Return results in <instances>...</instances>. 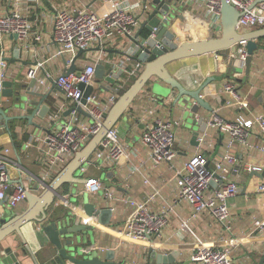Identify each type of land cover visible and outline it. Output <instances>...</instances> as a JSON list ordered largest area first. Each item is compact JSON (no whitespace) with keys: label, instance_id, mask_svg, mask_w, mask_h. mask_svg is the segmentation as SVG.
I'll return each mask as SVG.
<instances>
[{"label":"crops","instance_id":"0c3cea01","mask_svg":"<svg viewBox=\"0 0 264 264\" xmlns=\"http://www.w3.org/2000/svg\"><path fill=\"white\" fill-rule=\"evenodd\" d=\"M14 1L2 0V8L12 7ZM21 1H26L29 4L30 8L24 9V11L29 14L32 23L36 20L38 25L40 23L39 30L42 32L43 38L41 41L35 42L34 35L31 34L27 41L20 40L15 43L13 36L3 35L2 39H0V54H4V58H9V60H6L8 62L7 79H18L27 85H29L31 80L27 78L26 73L28 67L35 61L44 62V69L40 71L42 76L45 73H49L57 77L70 66L66 63L63 56H55L57 47L53 42V21L56 12L54 8L68 7L75 11L83 7H92L101 14L105 13L108 7L107 0ZM155 8L154 0H152L151 11H149L148 16L143 18L142 22L148 19ZM173 9L171 11L176 16L171 17L168 27L176 35L177 42H182L190 36L192 32L191 23L196 22L198 26L196 34L201 33V38L198 39L220 36V34L216 35L210 29L205 3L198 5L195 0H180L173 6ZM182 15L185 16V19H182ZM37 28L33 26L32 30L35 31ZM259 29L261 28L244 32L250 33ZM256 40L259 47L254 53L249 74H246L245 63L236 62L233 59L234 54L231 55L230 53L231 56L226 54L228 50L219 55L207 54L168 64L167 67L172 75L178 78L188 89L198 88L209 76L220 77L217 81L211 82L202 92L203 97L214 109V112L204 108L200 109L197 114L203 116L205 120L211 117L213 113H218L225 120H233L236 117L238 113L236 106H227L225 104L223 90L228 81L235 82L239 92L246 97L248 106L244 110L245 115L249 117L264 112V103L260 101L262 96H256L259 90H262V95H264V37ZM128 43L129 41L121 38H109L105 41L104 46L105 49H123L127 48L126 45ZM17 45L23 46L22 60L28 61L29 64L25 65L17 59L12 61L14 58V47H17ZM99 49L100 46L96 43L77 60V72L83 70L91 62L96 63V60L102 54L101 49ZM237 54L238 52L235 55ZM102 56L103 61L101 62L111 61L115 65L125 62L133 66L137 63V61L129 59V57L116 53L106 52V56L104 54ZM114 67L115 72H117V67ZM235 67L237 71H234ZM137 79L133 78L129 81L128 74L123 73L113 86L106 81L102 83L109 88L108 91L97 90L95 94L100 98H106L113 93L112 88H114L119 90L117 93L119 98ZM153 83L151 82L141 91L127 110L124 119L114 126V128L118 129L122 141L128 145L131 154L130 159H124L117 164L109 165V163H103L97 159L95 153L91 158L93 163L90 166L92 168L85 172L88 174L85 178H98L101 180L103 188L96 193H92L87 191L85 184H81L82 187L77 190L79 193L87 192L90 201L95 202L98 208L112 209V213L106 216V220L104 219L106 222L97 228V248L101 251L102 256L106 255L107 250L115 251V259L126 264H157L156 260L151 258L150 248L152 245L153 251L158 254L173 255L175 262L172 264H196L191 261V256L196 249L201 245H213L231 247L233 249V258L237 264H259L258 258L264 251V230L256 229L255 221L264 220V190L259 189L260 185H264V171L261 173L248 172L245 169V165L261 163L264 159V154L239 145L235 147L240 168L231 175V179L235 180L239 186L238 194L229 200L232 212V232H227L207 212L195 218L192 217V209L186 201H178L174 205L177 189V174L175 170L168 163L153 167L148 161L147 150L142 145L141 138L146 125L155 118H161L166 121L175 119L181 122L177 131L178 155L176 161L178 165L188 161L194 155L198 146L192 143V132L188 127L189 121L185 117L183 109L179 105H172L176 93H172L171 97L161 101L160 96L151 89ZM49 86L52 87L51 84ZM50 89H44L41 92L48 93ZM30 98L38 101L41 99L36 96H30ZM44 103L50 107V110L43 120L35 119V121L40 123V127L29 125L28 121L11 122L10 130L0 125V151L9 149V157L20 161L26 169L22 173L15 169L12 170V178L15 182L20 183L23 180H28L30 173L34 175L41 173L42 145L35 138V135L39 134V136L43 137L52 128L54 130L58 129V123L65 122L72 114L65 115L71 105L68 104L69 102L63 91L55 90L51 92ZM61 105H64L65 108L62 118L59 119L58 123L54 124V127L51 126V129H49V116ZM32 109L29 107L26 111H22L20 108H14L10 114L31 113ZM210 133L211 136L208 138L206 147L207 151L203 150V153L208 156L211 162H214L224 148L225 136L223 135L221 138V132L216 129L210 130ZM32 137L33 141L28 144ZM263 142L264 134H261L257 126L254 127L251 143L258 145ZM139 163H145L146 166L141 171H136L135 166ZM58 175L50 181V184ZM33 182L31 181L30 183L32 184ZM71 184L63 185L66 191H59L62 196L56 197L55 201L50 205L48 214L52 218L65 216L69 211V205L75 204L74 189ZM107 184L110 186L107 187ZM216 186H212V189ZM47 188H39L37 190L30 188V190L32 193L40 195ZM106 189L113 190L116 196L120 198L147 202L155 212L166 211L169 207H173V211L170 212V222L162 236L153 241L134 240L120 236L118 230L126 226L134 213V207L122 200L107 199L104 196ZM71 197L74 198L73 201H71ZM65 199L69 202L64 201ZM29 209L28 200L11 208L6 203L2 204L0 202V214L9 210L15 215H21ZM96 223L98 224L97 219ZM39 227L40 225L33 221L21 229L26 237L27 246L31 249V255L24 254L21 251L23 243L17 233L10 234L0 243V253L4 254V250L12 246L14 253H18L21 264H58L56 262L57 249L48 241L46 236L39 233L40 231L37 230Z\"/></svg>","mask_w":264,"mask_h":264},{"label":"built area","instance_id":"2783aa9c","mask_svg":"<svg viewBox=\"0 0 264 264\" xmlns=\"http://www.w3.org/2000/svg\"><path fill=\"white\" fill-rule=\"evenodd\" d=\"M11 1V0H10ZM196 3H205L207 7L208 23L210 29L215 34H221V5L222 0H195ZM234 6L240 13L237 28L240 32L264 27V2L255 4L257 0H226ZM107 11L99 13L92 7H83L73 11L68 7H58L55 9L53 21V42L57 47L55 56H63L71 65L74 57L82 50H89L96 43L101 49V56L95 62L87 64L80 72H75L66 76L60 74L57 77L49 73L40 75L44 69L43 61H35L28 67L26 76L29 80L36 79L35 89L44 91L49 89V84H56L63 90L68 104L82 107L90 117H84L77 111L63 123H58L62 118L64 105L56 108L55 112L49 116V123L54 127L55 123L60 124V128L50 130L45 135H35L41 143L42 170L39 175L30 173V178L20 183L12 178V170L19 173L25 171L24 165L9 157V149L0 151V201L11 207H16L27 200L28 192H31V181H37L40 188H47L50 181L75 158V155L82 151L90 142L91 137L98 134L105 124V115L119 99V90L110 94L106 98H100L93 92L87 102L83 103V91L79 88L80 83L87 86L94 85L96 65L106 56L105 41L112 38H121L129 41V37H134L140 29L143 18L148 16L152 8V0H107ZM26 1L15 0L12 7L2 8L0 0V39L3 35H18L19 41H27L30 35H34V41L42 40V32L39 30L38 21L32 23L28 13L24 9L30 8ZM33 26L38 27L35 31ZM239 45L237 55L233 59L237 62H244L248 57L247 41H242ZM127 46V45H126ZM127 52L128 48H123ZM117 69H122L128 74V79H137L142 73L143 65L137 61L133 66L123 62L115 65ZM8 77V62L4 54H0V83ZM1 90V88H0ZM223 93L225 94V104L236 106L238 113L233 120H225L218 113H213L205 120L200 114H195L196 121L204 119L207 123L205 131L200 132L197 141L198 146L194 155L182 165H178L176 159L177 151V131L181 124L179 120L166 121L155 118L146 125L142 134V145L147 150L148 161L153 167H158L163 163H168L177 174V189L174 205L178 201H186L192 209V217L202 213H209L227 231L232 232V212L229 200L234 198L239 192L238 183L231 179V175L240 168V162L235 152L237 145L256 150L264 154V142L261 144L251 143L254 127H258L261 134H264V112L253 116H247L244 110L248 106L246 97L238 90L237 84L228 81ZM216 129L225 136V145L219 157L211 162L207 155L208 138L211 136L210 130ZM33 137L28 144H31ZM97 159L103 163L117 164L124 159H130L131 154L128 145L122 141L118 129L111 128L100 142L96 150ZM145 163L135 166L136 171H141ZM245 169L248 172H263L264 159L259 164H247ZM225 179L221 182L217 177ZM216 181L217 186L212 189L211 181ZM30 181V182H29ZM148 182V181H146ZM87 191L96 193L103 188L101 180L98 178H88L85 184ZM260 190H264V185H260ZM104 196L107 199L122 200L134 207V213L126 226L118 230V234L134 240L153 241L162 236L165 228L170 222V212L173 207L166 211L155 212L147 202H140L134 199H125L116 196L113 190L106 189ZM68 202V200H64ZM255 228L264 230V220H256ZM191 261L196 264H237L233 258L231 247H217L213 245H201L191 256Z\"/></svg>","mask_w":264,"mask_h":264},{"label":"water","instance_id":"95a60500","mask_svg":"<svg viewBox=\"0 0 264 264\" xmlns=\"http://www.w3.org/2000/svg\"><path fill=\"white\" fill-rule=\"evenodd\" d=\"M179 1L154 0L155 10L149 15L146 21L141 23V27L135 36L129 37V43L127 44L129 50L127 52L122 49L105 50L108 53H116L140 62L143 65L141 75L106 113L105 124L100 132L91 137L90 143L76 154L72 162L53 180L48 188L40 195L28 192L27 200L30 204V209L26 213L15 215L8 210L6 213L0 214V243L10 234L17 233L23 243L21 251L24 254L31 255V249L27 246L26 237L21 229L28 223L34 221L40 225L37 229L40 231L39 233L46 236L48 241L57 249L56 262L58 264H126L115 259V251L107 250L106 255L102 256L101 251L96 246L97 228L106 222V216L112 213V209L98 208L95 202L90 201L87 192L79 193L74 190L75 204L72 203L69 205L68 213L62 217L52 218L48 214V209L56 197L62 196L59 193V188L67 183L86 184L87 179L78 172L85 173L88 171V166L93 163L91 158L106 133L124 119L133 101L151 82H154L151 89L160 96L161 101L171 97L172 93H176L172 105H179L183 109L182 111H184L185 117L189 121L188 127L192 132V143L198 145L197 137L201 131L206 130L207 123L204 119L196 121L194 115L201 108L214 112L212 105L203 97L202 92L211 82L217 81L220 77L209 76L198 88L188 89L178 78L172 75L167 67L168 64L207 54L219 55L242 41H247L246 48L248 57L245 61V67L246 74H249L254 53L259 47L256 39L264 37V27L250 33L240 32L237 25L241 13L226 0H222L220 9L222 30L220 36L177 42L176 35L169 30L168 25L170 24L171 13L173 12L171 10ZM260 2H264V0H257L255 4ZM182 19H185V16L182 15ZM143 29L149 32L147 36L143 35ZM13 37L15 43H17L19 41L18 35H13ZM23 51V46H15L12 61L17 59L25 65L29 64L28 61L22 60ZM87 51L81 49L63 74L69 76L77 72V60ZM64 59L68 64L67 59L65 57ZM5 60H9V58L5 57ZM114 66L115 64L111 61L98 63L96 65L94 85L87 86L84 83L79 84V88L84 93L83 103L87 102V98L93 92L97 90L102 92L109 90V88L102 84L103 82L106 81L113 86L116 80L123 75V70L118 69L115 72ZM234 71H237L236 67ZM35 85L36 79H32L29 85L22 83L18 79L10 80L5 78L1 81V126L7 127L10 130L11 122L28 121L29 125L40 127V123L35 121V119L43 120L50 110V107L44 102L48 99L51 92L63 90L56 82H53L48 93L37 91L34 89ZM112 89L114 92L117 91L114 88ZM30 96L40 97L41 99L38 101L31 99ZM256 96H262L260 101L264 103L262 90H259ZM29 107L33 108L31 113L10 114L14 108H20L22 111H26ZM73 111H78L82 115L90 117L80 106L71 107L65 115L68 116ZM186 112L188 113L187 116ZM222 137L223 133H221ZM217 177L221 182H227L225 179L219 176ZM211 185L216 186V181H211ZM109 186L107 184V187ZM0 202L2 204L4 203L3 201ZM96 219L98 220V224L96 223ZM150 254L151 258L156 260L157 264H172L175 262L173 255L158 254L153 251L152 245ZM258 263L264 264V251L258 258ZM0 264H21L18 253H14L12 246L5 249L4 254L0 253Z\"/></svg>","mask_w":264,"mask_h":264},{"label":"rangeland","instance_id":"374dc122","mask_svg":"<svg viewBox=\"0 0 264 264\" xmlns=\"http://www.w3.org/2000/svg\"><path fill=\"white\" fill-rule=\"evenodd\" d=\"M172 15H171V17H175L176 15H175V13H171ZM196 22V21H195ZM192 25H191V34H190V36L189 37H187L186 39H184L183 41H186V40H194V39H198V38H201V33H198V34H196V32H197V29H198V26H197V22L196 23H191ZM182 41V42H183ZM234 47H236V48H234ZM233 48H231V49H229L227 52H226V54L227 55H229V56H231L232 54H236L237 52H238V50H239V46L238 45H236V46H234ZM232 49H233V53H232ZM230 53H231V55H230ZM187 112H186V116H187ZM58 128H60V124H59V126H58ZM90 169L92 168L91 166H88ZM78 173H80V174H82L83 175V177H86V176H88V174H86V173H81V171H79ZM72 185V187H73V189L75 190V191H77L78 190V188H81L82 187V185L81 184H76V183H72L71 184ZM30 188L31 189H39L40 188V185L38 184V182L37 181H34L31 185H30ZM59 191H61V192H64V191H66L65 190V188L63 187V186H61L60 188H59ZM73 197H71V201H73Z\"/></svg>","mask_w":264,"mask_h":264},{"label":"trees","instance_id":"16d2710c","mask_svg":"<svg viewBox=\"0 0 264 264\" xmlns=\"http://www.w3.org/2000/svg\"><path fill=\"white\" fill-rule=\"evenodd\" d=\"M142 33L147 36L149 34V32H147L145 29H143ZM12 130V129H11ZM13 132V131H12Z\"/></svg>","mask_w":264,"mask_h":264}]
</instances>
